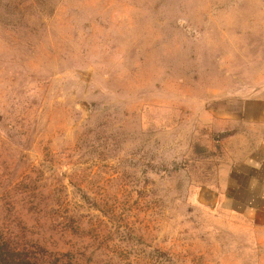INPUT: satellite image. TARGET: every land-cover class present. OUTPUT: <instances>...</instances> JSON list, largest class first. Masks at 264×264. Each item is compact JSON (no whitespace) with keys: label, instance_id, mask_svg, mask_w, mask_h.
<instances>
[{"label":"rangeland","instance_id":"rangeland-1","mask_svg":"<svg viewBox=\"0 0 264 264\" xmlns=\"http://www.w3.org/2000/svg\"><path fill=\"white\" fill-rule=\"evenodd\" d=\"M257 101L264 0H0V264H264Z\"/></svg>","mask_w":264,"mask_h":264},{"label":"crops","instance_id":"crops-1","mask_svg":"<svg viewBox=\"0 0 264 264\" xmlns=\"http://www.w3.org/2000/svg\"><path fill=\"white\" fill-rule=\"evenodd\" d=\"M254 104L261 112L259 118L251 121L253 130L257 132L253 141L255 146L243 152L229 166L228 188L224 197L231 213L248 218L264 230V101Z\"/></svg>","mask_w":264,"mask_h":264}]
</instances>
